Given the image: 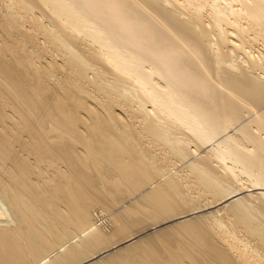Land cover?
<instances>
[{"label": "bare ground", "instance_id": "obj_1", "mask_svg": "<svg viewBox=\"0 0 264 264\" xmlns=\"http://www.w3.org/2000/svg\"><path fill=\"white\" fill-rule=\"evenodd\" d=\"M0 264H264V0H0Z\"/></svg>", "mask_w": 264, "mask_h": 264}, {"label": "rangeland", "instance_id": "obj_2", "mask_svg": "<svg viewBox=\"0 0 264 264\" xmlns=\"http://www.w3.org/2000/svg\"><path fill=\"white\" fill-rule=\"evenodd\" d=\"M110 208H111V207H110ZM111 209H113V208H111ZM106 212H109V211H106ZM106 212H105V213H106ZM106 214H108V213H106ZM109 228H110V227H109Z\"/></svg>", "mask_w": 264, "mask_h": 264}]
</instances>
